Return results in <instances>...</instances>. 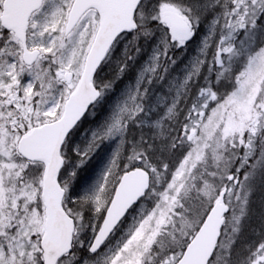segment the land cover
Returning a JSON list of instances; mask_svg holds the SVG:
<instances>
[{
  "label": "snow or ice",
  "instance_id": "1",
  "mask_svg": "<svg viewBox=\"0 0 264 264\" xmlns=\"http://www.w3.org/2000/svg\"><path fill=\"white\" fill-rule=\"evenodd\" d=\"M0 264H264V0H0Z\"/></svg>",
  "mask_w": 264,
  "mask_h": 264
},
{
  "label": "rangeland",
  "instance_id": "2",
  "mask_svg": "<svg viewBox=\"0 0 264 264\" xmlns=\"http://www.w3.org/2000/svg\"><path fill=\"white\" fill-rule=\"evenodd\" d=\"M257 204H258V201H257Z\"/></svg>",
  "mask_w": 264,
  "mask_h": 264
}]
</instances>
